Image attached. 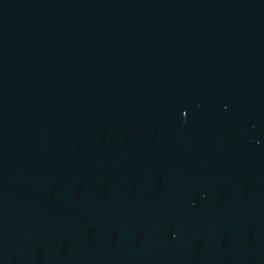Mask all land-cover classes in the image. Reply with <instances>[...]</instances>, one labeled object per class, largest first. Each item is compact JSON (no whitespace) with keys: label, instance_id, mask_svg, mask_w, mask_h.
Returning a JSON list of instances; mask_svg holds the SVG:
<instances>
[{"label":"water","instance_id":"water-1","mask_svg":"<svg viewBox=\"0 0 264 264\" xmlns=\"http://www.w3.org/2000/svg\"><path fill=\"white\" fill-rule=\"evenodd\" d=\"M0 264H264V0H0Z\"/></svg>","mask_w":264,"mask_h":264}]
</instances>
